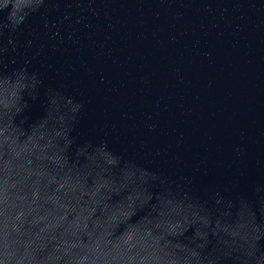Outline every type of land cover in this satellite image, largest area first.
Instances as JSON below:
<instances>
[{
  "label": "water",
  "instance_id": "obj_1",
  "mask_svg": "<svg viewBox=\"0 0 264 264\" xmlns=\"http://www.w3.org/2000/svg\"><path fill=\"white\" fill-rule=\"evenodd\" d=\"M0 264H264V0H0Z\"/></svg>",
  "mask_w": 264,
  "mask_h": 264
}]
</instances>
